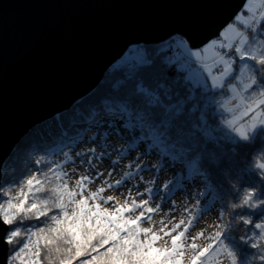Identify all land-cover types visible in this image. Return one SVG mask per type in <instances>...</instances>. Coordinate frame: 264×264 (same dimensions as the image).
<instances>
[{"label":"snow or ice","instance_id":"1","mask_svg":"<svg viewBox=\"0 0 264 264\" xmlns=\"http://www.w3.org/2000/svg\"><path fill=\"white\" fill-rule=\"evenodd\" d=\"M245 8L248 14L237 15L235 23L228 24L219 33V39L196 44L187 34L177 32L155 49L143 46L129 49L111 69L113 72L127 69L121 72L122 78L117 83L114 97L99 102V107L86 115L78 109L75 116L80 115L88 124L96 126L103 121L105 128L113 124L110 132L104 135L105 141L117 132H133L137 139L130 148L162 160V170L170 162H178L186 171L187 179L206 176L205 164L217 163L216 152L209 148L210 144L217 145L218 139L216 129L210 123L211 97L229 94L223 106L224 111L232 114V119L226 123L237 141H246L258 126L260 130L264 129V39L253 46L248 36V32L264 28V0H247ZM237 61L241 62L239 66ZM149 73L154 75V81L146 79ZM245 94L252 103L245 105ZM237 100L244 106L239 116L235 115L237 106L234 102ZM244 117H248L247 121ZM77 138L87 142L82 135ZM93 142L99 143V140ZM103 147H107V143ZM42 160L36 161L37 165ZM259 167L264 169V163ZM53 180L59 183L53 189L56 196L51 207L41 201L30 202L23 190L18 197H12L11 188L0 187L4 189L0 191V198L5 197V192L10 197L6 208H0V220L4 224L12 226L17 214H21V218L29 215L36 219L47 217L55 225L29 232L12 261L19 260L28 250L39 258V239L33 241L32 237L41 236L47 244L59 239L73 245L65 264H73V257H84L79 264H158L161 255L170 257L167 250L161 252L153 247L154 242L161 238L159 235L141 230V223L147 222L148 217L131 215L138 210L135 206H114L111 211H105L102 208L105 201L100 199V193H93L90 197L88 187L93 183L91 178L82 179L73 192L66 183L64 169H52L50 174H45L43 182L36 176L28 179V193L43 191L44 182ZM261 183L264 184V180ZM103 191L101 189V193ZM13 199H18L20 203H12ZM244 199L248 209L261 210L262 220L260 223H254L251 218L241 221L259 230V239L256 234L244 239V243H250L259 254L258 259L253 258L248 264H264V193L247 192ZM95 200H100V203H95L85 212L89 202ZM68 203L77 204L80 209L71 219ZM56 210L63 214V219ZM151 211L148 209L149 213ZM125 213L129 215L125 217ZM65 224L67 227L63 228ZM138 231L140 235L150 236L148 244L137 240ZM176 231L167 235L173 243L171 252L180 257L179 249L186 233L180 235L182 229L174 235ZM49 234H54L51 239ZM21 236L18 224L10 227L5 243L11 245ZM222 236L223 233L217 230L209 239L218 245L223 241ZM214 246L210 243L202 250L197 249L192 264H200V257ZM101 249L104 251L101 252ZM224 251L232 257V264H240L235 252L227 248ZM169 264L173 261L170 260ZM174 264H182V260L175 259Z\"/></svg>","mask_w":264,"mask_h":264},{"label":"water","instance_id":"2","mask_svg":"<svg viewBox=\"0 0 264 264\" xmlns=\"http://www.w3.org/2000/svg\"><path fill=\"white\" fill-rule=\"evenodd\" d=\"M246 3L0 0V187L20 142L96 94L129 49L158 46L177 32L196 44L219 39ZM8 231L0 220V264H8Z\"/></svg>","mask_w":264,"mask_h":264},{"label":"trees","instance_id":"3","mask_svg":"<svg viewBox=\"0 0 264 264\" xmlns=\"http://www.w3.org/2000/svg\"><path fill=\"white\" fill-rule=\"evenodd\" d=\"M260 39H264V28L257 32H252L249 35V41L253 46H255ZM156 47L157 46H150L145 48L155 49ZM240 63V61H237V66H239ZM247 63L251 64L252 62L248 61ZM126 70V68H122L116 72L111 70L108 72L106 80L110 81V83L108 84L105 82L106 84L103 83L101 85L102 91L106 89L104 92L110 90L108 87L111 88L110 97L106 99H112L114 97L117 83L122 78L121 72ZM146 79L154 81L155 77L149 73L146 75ZM228 95L229 94L225 93L223 95H214L210 98V123L212 127L216 129L218 146L216 144H210L209 148L216 152L217 163H206L205 169L207 175L196 179L207 197L210 198H208V204L210 206L213 205L214 208L217 206L220 213L227 210L230 200L232 202H240L243 200L246 194L244 191L245 188L252 189L258 187L260 189L258 194L261 192L264 193V184L261 183L264 178L257 176L253 171L254 161L251 159L254 152L264 148V129L260 130L259 128V130H255V132L250 135V138L254 141L252 143L237 141L227 126L226 121L229 120V117L223 111V101L228 98ZM103 100V95L101 96L100 92L97 97L79 103L70 112L62 113L34 129L20 142L4 164L1 178L2 187L6 189L19 187L27 178H31L30 170L26 169L27 166L32 167V170L37 172V177L43 182L45 174H49L52 171L53 163L51 162V156L77 143L80 140L77 136H83L87 128H89V124L81 119L80 115L75 116L76 111L78 109L83 110L86 115L87 112L94 109L95 105V108H98L99 102ZM244 102L247 104L252 103L247 97V94H245ZM89 108L91 110H89ZM74 116L75 118H73ZM247 119L248 117L244 119V121H247ZM100 124L103 125L102 123ZM126 134L135 136L137 139V136L133 132H128ZM41 158H43L42 163L37 165L36 161L41 160ZM30 164L33 165L31 166ZM169 164L171 166L177 165L180 167V171L183 174L182 179L184 176H187L183 166L178 162H170ZM53 169L55 168L53 167ZM43 187V191L34 190L32 193H28L27 190L29 201L37 203L41 201L43 204L51 207V202L55 198V195L51 193L55 186H48L45 181ZM71 204L72 203H68L67 207L71 206ZM87 209L88 208L85 209V212ZM56 211L61 216V219H63V214L60 213L59 210ZM260 211L261 210L248 209L247 206H245L228 214V223L232 227L229 231L224 233L223 239L225 241V246L222 247V251L227 248L235 252L237 254L236 258L240 261V264H248L253 258L258 259L259 254L257 250L251 248L250 243L245 244L244 239L250 237L252 234H256L257 239H259V230L255 229L253 226L243 224L239 220V217L242 216L245 219L251 218L254 223H260L262 222ZM49 215H51V213H49ZM17 224L21 229L22 236L18 238L15 243L11 245L8 244V264H21V262H23V264H65L73 245L67 240L59 239L54 240L52 244H47L44 236L39 238L32 237L33 241L39 239V258H36L31 250H28L19 260L12 261V257L17 248L21 245L29 232L38 231L49 225L55 227L53 221L48 220L47 217L36 219L29 215L21 218V214H17V219L14 221L13 225H7L8 230H10V227L17 226ZM62 227L66 228L67 224ZM53 235L54 234H49L48 238L51 239ZM93 242L95 243V241ZM103 251L104 249H101V252ZM223 254H226V252L224 251ZM226 256L229 259L227 260V264H232V257L227 254ZM80 259H84V257H73V264H79ZM158 264H169V260L161 255Z\"/></svg>","mask_w":264,"mask_h":264},{"label":"rangeland","instance_id":"4","mask_svg":"<svg viewBox=\"0 0 264 264\" xmlns=\"http://www.w3.org/2000/svg\"><path fill=\"white\" fill-rule=\"evenodd\" d=\"M241 13H244L245 15L248 14L246 8H244ZM250 33L252 32H248V36ZM102 82L104 84L110 83V81L106 80V77ZM108 89L111 90L110 87H108ZM110 90L104 92L106 89H103L102 91V87H100L98 92L94 94L92 98L97 97L101 92V96L103 95V99L105 100L107 97H110ZM246 104L247 103H245V105ZM234 106H237L235 115L239 116L240 113L244 111V106L240 105L239 100L234 102ZM95 107L96 105L94 108ZM224 112L229 117V120L232 119V114H229L226 111ZM246 118L247 117H244V119ZM101 123L103 124V121H101ZM112 127H114L113 124H110L108 128H105L103 125L94 129L87 128L83 134V137L86 138L87 142H84V139H81L77 143H74V145L67 147L62 152H57L55 155L53 154L51 156V162L53 163L52 169L53 167L57 170L61 168L64 169L66 183L69 184V188L73 192L77 190V185L81 183L82 179L91 178L93 181L91 186L88 187L85 185V187H88L90 197L93 193H99L107 182V179H104V183L101 185L99 180L95 179L96 176H94L93 172H98L97 170H109L112 175L110 180L112 187L113 184H124L123 182L128 179V181H130L128 184L130 190L123 191L122 196H124V194L127 195L126 192H132V187L137 186L144 197H147L156 203L154 208H145V213L144 210H134L131 215L140 216L149 213L148 209L152 210V216L148 221L141 223V230L145 233H154L161 237L154 242L153 247L161 250V252L167 250L170 253L169 258L165 257L167 260H171L174 263L175 259H181L182 264H192L193 258L197 255V249L202 250L203 247L209 246L211 243L215 246L210 249L205 256L200 257V264H227V260L229 259L226 254H223L224 250L222 251V247L225 246V241L223 239L224 233L221 238L223 241L218 245H216L215 241L209 239L217 231L222 217L220 216L217 206L214 208L213 205L210 206L208 204L209 197H207L206 193L199 185V182L196 179L189 180L186 176L182 179L183 174L180 171V167L177 165L171 166L168 164V166L162 170V160L156 159L152 155L146 156L144 153L137 151L136 148H130V145L136 139L135 136L117 132L112 135L111 139L105 141L104 135L106 132H110ZM97 139L99 140V143H94L93 141ZM105 143H107V147H103ZM121 157L124 159H121ZM129 161L133 162L129 163ZM116 162H118L116 169L111 168V163ZM128 164H131V166L126 169ZM26 169L30 170L31 178L34 176L37 177L38 174L35 170H32V167L27 166ZM139 171L143 173L141 176L130 178L131 180L129 179V175L131 176ZM31 178H27V180ZM27 180H25L19 187L12 188V197H18L22 190L27 195ZM57 183H59V181H46L48 186L54 185L56 187ZM4 189H1V191H4ZM174 189L178 190L179 194L178 200L174 199L172 203H169L170 206L173 204V206L175 205L177 208L176 217L173 219L165 217L164 210H159L158 207H161V202L164 200L165 195L167 193L169 194L170 191H173ZM156 192L158 194L157 198L154 197V193ZM174 192L176 193V191ZM110 193L112 194V192ZM51 194L56 196L54 191ZM6 195L7 192H5V197L1 198L0 208H5L7 200L10 199V197L7 198ZM114 196H116V194H113L110 197ZM127 196L129 199L119 198V200H114L115 198H113V200L110 201L111 203H107L105 197L100 195V199L105 201V204H102V208H105V211H111L114 206L132 207L133 203L131 198L133 196L136 197V195ZM81 198L82 197H77V199ZM146 201L147 199L143 200V202ZM12 203L18 204L20 201L18 199H13ZM95 203H100V200L90 201L87 208H93ZM67 210L70 219L75 213L78 214L80 212L77 204L74 203L67 207ZM157 210L159 211L156 212ZM124 215L127 217L129 214L125 213ZM158 218H160L159 221ZM163 219L166 221V224H162ZM165 226L167 227L165 228ZM180 226L181 229H177ZM182 229L183 231L179 233ZM174 231H176L173 233L174 235L178 233L184 235L186 233L180 245V257H176L175 253L171 252L173 243L172 239L167 235V233ZM136 237L138 238V241H142L143 244L149 243L150 236L147 234L140 235V232L138 231Z\"/></svg>","mask_w":264,"mask_h":264},{"label":"bare ground","instance_id":"5","mask_svg":"<svg viewBox=\"0 0 264 264\" xmlns=\"http://www.w3.org/2000/svg\"><path fill=\"white\" fill-rule=\"evenodd\" d=\"M92 96L89 97V99H91ZM89 110H91V109L89 108ZM99 126H101V124ZM97 127L95 125L89 124V129H94V128H97ZM257 130H259V128ZM121 159H124V158L121 157ZM132 162L129 161V163H132ZM117 164H118V162L111 163V166L110 167L116 169V167H117L116 165ZM130 166H131V164H128L126 166V169H128ZM97 171L98 172H93V173H94V176H96L95 179H98L101 185L104 183L103 180L104 179H107L106 184H104V186H103V190L104 191L102 193H101V190L99 191L100 195H103L105 197V201L106 202H110L111 200H113V198H115L114 200H119V198L120 199H123V198L124 199H129V197L127 195H129V196L136 195V197L133 196L131 198V201L133 203V206H135L136 209L141 210V211L144 210V213H145V208L146 209L148 207L149 208H154L156 206V203L155 202H153L152 200H150L147 197H144L143 196L142 192L139 190V187H137V186H133L132 187V192L131 191L126 192L127 195L124 194V196H122V192L123 191L130 190L129 189V186H128V184L130 183V181H128V179L125 182H123L124 184H113V187H112V184H110V180H111V176L112 175L109 172V170L107 169L105 171H103V170H97ZM128 172L131 173L130 171H128ZM141 174H143V173L140 172V171L137 172V173L135 172V174H132L131 176L129 175V179L130 178H137V177L141 176ZM174 191H176V193ZM110 192H112V194ZM178 192L179 191L178 190H175V189L173 191L171 190L169 194L167 193L165 195L164 200H162L161 207H158L159 210H164L165 217H170V218H173V219L176 217L177 208H176L175 205L173 206V204L170 206L169 203H172V201H174V199L175 200H178V194H179ZM113 194H116V196L110 197ZM157 196H158L157 192L154 193V197L157 198ZM141 198H143V199H141ZM137 199H138V201H137ZM146 199H147V201L146 202H143V200H146ZM168 209H169V211H168ZM159 210H157L156 212H158ZM144 215L146 217H148V219L152 216L151 213H146ZM158 217H160V216H158ZM159 220H160V218H158V221ZM162 224H166V221H164V219H163V223ZM166 227L167 226H165V228Z\"/></svg>","mask_w":264,"mask_h":264},{"label":"clouds","instance_id":"6","mask_svg":"<svg viewBox=\"0 0 264 264\" xmlns=\"http://www.w3.org/2000/svg\"><path fill=\"white\" fill-rule=\"evenodd\" d=\"M252 143L254 142L250 137L245 141ZM251 159L254 161L253 164V171L256 173L257 176L264 178V169H260V165L264 163V148L258 149L256 152L252 154ZM244 191L247 192H258L260 189L258 187L256 188H245ZM246 206L245 199L241 200L240 202H232L231 200L229 201L228 208L225 212H221L220 216L223 218L221 220L220 225L218 226V229L220 232L225 233L231 229V225L228 223V214L231 212H234L237 209H241ZM245 219L244 217H239V220L242 221Z\"/></svg>","mask_w":264,"mask_h":264}]
</instances>
